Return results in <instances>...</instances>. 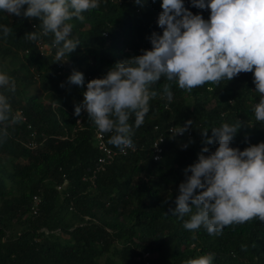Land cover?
Wrapping results in <instances>:
<instances>
[{"label":"trees","instance_id":"16d2710c","mask_svg":"<svg viewBox=\"0 0 264 264\" xmlns=\"http://www.w3.org/2000/svg\"><path fill=\"white\" fill-rule=\"evenodd\" d=\"M161 3L100 0L99 9L83 13V22L71 21L70 38L80 44L65 56V67L55 55L40 51V43L52 45L54 39L51 33H40L41 21L0 11V25L12 29L6 39L0 31V71L16 85L6 95L14 110L27 117L26 123L0 124L8 133L0 137V264H183L207 253H215L213 264H264V221L233 224L217 236L203 226L186 230L190 214L181 217L170 211L186 180L184 170L197 162L204 147H218V141L204 143L202 130L208 129L211 137V128L240 120L231 147L243 151L264 142V122H257L253 112L260 94L252 72L191 92L173 82L171 102L163 96L162 78L154 86L159 95L150 101V112L134 130L137 152L116 156L112 165L96 173L103 155L96 146L98 129L86 112L75 116V107L89 81L103 78L117 62L142 55L152 46V33L162 34L157 23ZM184 6L210 18V9L194 7L191 0H184ZM33 31L39 34L36 41L25 36ZM71 69L84 74L83 86L69 83ZM36 83L45 96L30 92ZM188 120L194 122L188 128L193 142L184 150L169 129ZM161 134L162 159L155 161L154 144ZM104 135L118 151L108 142L112 133ZM34 196L42 199L37 215L32 211Z\"/></svg>","mask_w":264,"mask_h":264},{"label":"clouds","instance_id":"9594fccd","mask_svg":"<svg viewBox=\"0 0 264 264\" xmlns=\"http://www.w3.org/2000/svg\"><path fill=\"white\" fill-rule=\"evenodd\" d=\"M191 2L194 7L210 9V18L194 15L184 6V0H162L157 23L163 31L152 33L151 50L117 62L103 78L89 81L81 104L75 107V116L84 111L101 134L112 133L108 142L121 151L134 148V130L142 126L150 112V101L159 95L154 86L162 78L163 96L171 102L173 82L191 92L206 83L219 84L242 72H252L255 91L260 94L253 112L257 122H264V0ZM99 7L100 0H0V11L41 21L40 33L54 37L52 45H43L51 47L48 56L55 55L56 62H65V56L80 44L78 39L70 38L74 28L71 21L83 22V13ZM0 31L6 39L12 29L0 25ZM25 36L30 41L39 39L35 31ZM68 81L83 86L84 74L73 70ZM0 89L5 90L0 91V124L16 121L6 95L14 92L16 85L4 71H0ZM132 117L134 123H130ZM193 123L188 120L182 127L171 128L172 138L183 135ZM242 123L236 120L213 127L211 137L208 129L201 131L205 144L218 141V147L215 151L204 147L197 162L184 170L186 180L180 183L175 207L170 211L181 217L190 214L183 225L186 230L203 226L210 235L218 236L233 224L257 218L264 221V142L243 151L231 147ZM7 134L6 127L0 129V137L6 138ZM192 142L189 139L182 147ZM214 257L215 253H207L183 264H213Z\"/></svg>","mask_w":264,"mask_h":264},{"label":"built area","instance_id":"2783aa9c","mask_svg":"<svg viewBox=\"0 0 264 264\" xmlns=\"http://www.w3.org/2000/svg\"><path fill=\"white\" fill-rule=\"evenodd\" d=\"M33 28H35V25L33 26ZM40 46V51H42L46 56L49 55V52L51 51V47L50 46H44L42 43L39 44ZM152 46H149L148 48H146L145 50H151ZM143 54V53H142ZM65 62L61 63V66L65 67L66 64L69 62L68 58H65ZM64 70L60 71L59 74H63ZM12 115L14 117L17 118L16 121L20 120L22 123H26L27 122V117L25 116L24 112L21 109H17L14 110L12 108ZM80 123V121H79ZM171 128L169 129L170 134L171 133ZM36 132L32 133V137H36ZM176 138L181 140V147L183 144L188 143L187 141H189V139H192L193 137V133L192 131H190L188 129V131H186L183 135H177L175 136ZM105 135L101 134L99 131L96 132V146L99 149V151L103 154L99 159H98V167L96 169V173L103 171L108 165H112L116 156L121 155L123 157H126L127 155H129V153H136L137 152V148L134 146V148H130V149H126L124 151H121L120 149L118 151L113 150L105 141ZM34 142V141H33ZM164 142V135L161 134L160 137L158 138L157 142L154 144V150H155V156H154V160L155 161H160L162 159V153H163V149L160 147V144ZM37 144L34 142L32 144V148H36ZM189 147V146H188ZM187 148H183L184 150L188 149ZM90 181L95 182V176L94 178H91ZM66 187V183L63 186L59 187V190H62L63 188ZM34 204H33V208L32 211L34 213V215L38 214V211L40 209V206L42 204V199L39 196H34L33 198Z\"/></svg>","mask_w":264,"mask_h":264},{"label":"rangeland","instance_id":"374dc122","mask_svg":"<svg viewBox=\"0 0 264 264\" xmlns=\"http://www.w3.org/2000/svg\"><path fill=\"white\" fill-rule=\"evenodd\" d=\"M6 64L8 65V68H9L10 67L9 66L10 65L9 64V61H6ZM70 73L72 74V69L70 70L69 74ZM30 92L36 93L38 96H41V97L45 96V93H46V92L43 91V89H40V84L39 83H36V85H34L33 87H31ZM44 102L46 104H48L49 103V100L44 99ZM79 121L81 122V120H79Z\"/></svg>","mask_w":264,"mask_h":264}]
</instances>
